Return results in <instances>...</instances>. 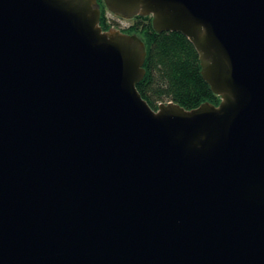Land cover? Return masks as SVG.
<instances>
[{
    "label": "water",
    "instance_id": "obj_1",
    "mask_svg": "<svg viewBox=\"0 0 264 264\" xmlns=\"http://www.w3.org/2000/svg\"><path fill=\"white\" fill-rule=\"evenodd\" d=\"M194 45L220 103L153 109L96 0H0V264H264V0H103Z\"/></svg>",
    "mask_w": 264,
    "mask_h": 264
},
{
    "label": "trees",
    "instance_id": "obj_2",
    "mask_svg": "<svg viewBox=\"0 0 264 264\" xmlns=\"http://www.w3.org/2000/svg\"><path fill=\"white\" fill-rule=\"evenodd\" d=\"M97 2L99 25L103 30H109L112 24L106 15V6L103 0ZM133 20L122 32L140 35L144 43V76L136 88L153 109L169 101L186 109L203 102L220 103V97L202 77L199 54L186 36L178 31L156 32L150 16L137 15Z\"/></svg>",
    "mask_w": 264,
    "mask_h": 264
},
{
    "label": "rangeland",
    "instance_id": "obj_3",
    "mask_svg": "<svg viewBox=\"0 0 264 264\" xmlns=\"http://www.w3.org/2000/svg\"><path fill=\"white\" fill-rule=\"evenodd\" d=\"M98 4L99 3L96 0V6L99 9ZM106 15H107V18L109 19V22L112 24V27L110 29H118L121 32L123 31V29H121V28H127L131 23H133L135 21L132 18L131 19H125V18L119 17L118 15L109 11L107 8H106ZM133 18H135V17H133ZM129 34H135V33H129ZM137 36L140 38V35H137Z\"/></svg>",
    "mask_w": 264,
    "mask_h": 264
},
{
    "label": "flooded vegetation",
    "instance_id": "obj_4",
    "mask_svg": "<svg viewBox=\"0 0 264 264\" xmlns=\"http://www.w3.org/2000/svg\"><path fill=\"white\" fill-rule=\"evenodd\" d=\"M132 19H134V18H132ZM121 29H123V30H124V28H121Z\"/></svg>",
    "mask_w": 264,
    "mask_h": 264
}]
</instances>
